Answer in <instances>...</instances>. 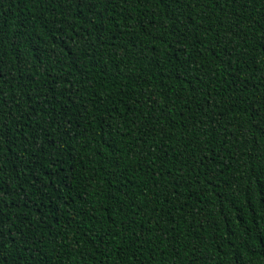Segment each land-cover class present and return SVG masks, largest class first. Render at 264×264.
<instances>
[{"label": "trees", "instance_id": "obj_1", "mask_svg": "<svg viewBox=\"0 0 264 264\" xmlns=\"http://www.w3.org/2000/svg\"><path fill=\"white\" fill-rule=\"evenodd\" d=\"M0 264H264V0H0Z\"/></svg>", "mask_w": 264, "mask_h": 264}]
</instances>
